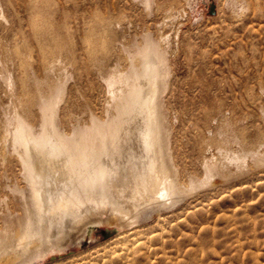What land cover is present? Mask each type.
<instances>
[{
	"label": "rangeland",
	"instance_id": "obj_1",
	"mask_svg": "<svg viewBox=\"0 0 264 264\" xmlns=\"http://www.w3.org/2000/svg\"><path fill=\"white\" fill-rule=\"evenodd\" d=\"M147 33L168 52L161 101L184 180L221 148L264 147V0H153L150 11L141 0H0V138L10 104L5 67L20 97L28 77L54 82L69 74L59 122L72 133L92 116L106 119L103 73L127 71L125 49ZM5 156L0 227L4 215L19 212L14 186L26 185L19 162ZM180 205L124 231L89 225L63 252L33 264H264V167Z\"/></svg>",
	"mask_w": 264,
	"mask_h": 264
},
{
	"label": "bare ground",
	"instance_id": "obj_2",
	"mask_svg": "<svg viewBox=\"0 0 264 264\" xmlns=\"http://www.w3.org/2000/svg\"><path fill=\"white\" fill-rule=\"evenodd\" d=\"M141 3L150 11L153 0ZM159 41L147 33L142 43L125 49L129 69L112 67L103 73L108 116H92L90 124L77 125L72 133L59 122L69 74L54 82L28 77L20 97L12 71L5 67L10 104L2 112L0 158L6 161L7 153L19 162L26 185L13 188L19 212L3 217L0 264H33L61 253L92 224L127 230L200 191L264 167L260 143L253 150L241 145L236 153L224 154L221 148L205 159L201 171H187L183 179L161 101L170 71L167 49Z\"/></svg>",
	"mask_w": 264,
	"mask_h": 264
}]
</instances>
